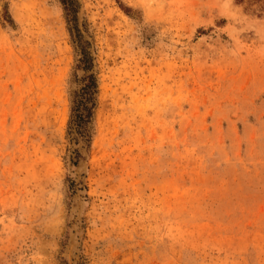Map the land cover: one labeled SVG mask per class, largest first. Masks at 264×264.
<instances>
[{
	"label": "rangeland",
	"instance_id": "1",
	"mask_svg": "<svg viewBox=\"0 0 264 264\" xmlns=\"http://www.w3.org/2000/svg\"><path fill=\"white\" fill-rule=\"evenodd\" d=\"M69 1L0 0V264H264V0Z\"/></svg>",
	"mask_w": 264,
	"mask_h": 264
},
{
	"label": "trees",
	"instance_id": "2",
	"mask_svg": "<svg viewBox=\"0 0 264 264\" xmlns=\"http://www.w3.org/2000/svg\"><path fill=\"white\" fill-rule=\"evenodd\" d=\"M61 1L66 17L69 18L72 14V2L69 0ZM76 69H80L84 73H89L92 69V58L83 47H81L80 56L76 60ZM81 82L82 85L72 92L68 134L74 136V140L80 139L88 143L90 140V122L96 104L97 80L91 73L83 76Z\"/></svg>",
	"mask_w": 264,
	"mask_h": 264
}]
</instances>
